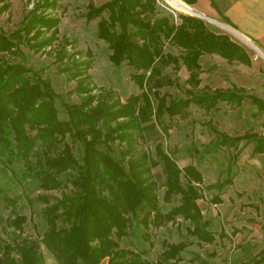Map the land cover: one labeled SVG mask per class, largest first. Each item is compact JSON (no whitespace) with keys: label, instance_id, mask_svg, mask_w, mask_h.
Masks as SVG:
<instances>
[{"label":"trees","instance_id":"trees-1","mask_svg":"<svg viewBox=\"0 0 264 264\" xmlns=\"http://www.w3.org/2000/svg\"><path fill=\"white\" fill-rule=\"evenodd\" d=\"M188 4L196 0H184ZM47 6L54 7L56 0ZM83 13L86 19L98 17L97 37L107 43L108 58L114 65L126 63L131 78L140 91L121 101L109 88L92 92L89 60H78L72 53L66 66L75 79L72 88L78 100L64 101L49 77L41 69L27 65L21 44L39 49L56 39L58 17L36 13V7L20 24L9 31L0 27V162L16 181L30 178L41 190L34 197L25 194L28 204L40 202L43 230L36 237L24 234L26 214L17 213L16 198L0 188L3 200L11 205L12 215L2 218L0 264H46L41 245L59 264H177L187 240L163 242L157 258L151 261L143 250L122 246L120 240L130 234L133 220L144 229L158 227L180 215L188 222L186 233L198 244L212 243L214 233L208 228L197 203L202 197L198 186L201 172L192 164L180 167L172 151L162 147V136L169 134L166 119L182 116L192 103L207 110L219 102L240 106L252 103L264 111V99L244 87L199 86L204 53H216L227 61L249 65L245 49L224 33L207 28L197 16L178 14L176 22L164 14L157 0H88ZM6 8L3 2L0 11ZM226 22L227 20L222 17ZM50 36L37 40L43 31ZM183 52L175 56L163 49V41ZM76 53V52H75ZM66 49L59 45L55 59L61 61ZM20 58L10 61L8 57ZM182 62L188 71L184 97H175L161 88L173 79L162 68ZM59 99L65 117L55 105ZM211 137L204 152L221 147L238 149L242 140L251 143L250 155L264 154V133L245 131L229 134L212 123L207 124ZM69 138V140H68ZM153 143L154 152L142 145ZM245 142V143H246ZM77 145L80 156L75 155ZM22 162L17 173L12 164ZM159 166L163 176V201L178 197L167 211L159 208L157 182L152 168ZM225 178L207 187H222ZM58 190L59 194L46 191ZM213 202L221 201L218 194ZM264 262V249L239 264Z\"/></svg>","mask_w":264,"mask_h":264},{"label":"rangeland","instance_id":"rangeland-1","mask_svg":"<svg viewBox=\"0 0 264 264\" xmlns=\"http://www.w3.org/2000/svg\"><path fill=\"white\" fill-rule=\"evenodd\" d=\"M49 1L0 0V4L3 2L6 4V8L0 11V27L6 31L18 26L34 7L37 8L38 14L44 13L47 16L58 17L56 39L52 43L34 50L21 44L25 55L24 62L34 69H41L42 75L49 77L53 89L61 94L64 101L78 100L77 95L72 92L75 79L70 76L69 69H66L72 53L78 60H89L86 71L90 74L92 92H98L100 87L109 88L121 101L132 93H138L140 89L131 78L132 68L124 62L119 65L110 62L107 43L97 37L98 17L86 19L84 16L88 0H56L54 7L46 5ZM92 1L99 4L105 0ZM215 1L205 0L207 5L209 3L214 5ZM157 4L164 14H170L176 22L179 21L178 14L201 18L208 29L228 35L249 54L251 58L249 65L237 61L229 62L216 53L202 54L199 58L201 64L199 86L207 85L211 88L241 86L247 92L264 99V49L262 47L251 39L252 42L249 40L247 42L237 32L230 30L221 14L200 12L195 2L186 4L202 17L193 12L175 8L168 0H157ZM51 31L52 29L43 31L37 40L50 36ZM163 43L165 52L175 56L182 54L183 51L178 46L167 40ZM59 45L66 49V54L61 61L55 59L54 55V50ZM19 58V56L8 57L10 61H16ZM162 72L169 75L173 83L164 85L161 91H166L175 97H184V88L188 86L185 82L188 71L184 64L179 62V66L174 67L173 63H169L162 68ZM55 105L59 116L64 118L65 113L59 99H56ZM166 120L170 128L169 134L162 136V147L165 151H172L180 167L190 163L201 172L202 182L198 186L202 190V197L197 199V203L204 218L209 221L208 228L214 233V241L198 244L194 236L186 233L185 228L188 222L177 215L161 226H150L147 229L149 235L147 239L143 237V227L134 219L130 234L123 237L120 244L143 250V256L154 261L162 250L164 241L187 240L189 243L180 251L182 259L177 264H239L251 259L264 249V154L250 155L251 143L245 140L239 143L238 149L221 147L204 152L203 145L211 137L207 126L209 122L219 130L232 135L242 134L245 131L264 133V111H258L247 100L238 107L219 102L216 108L210 110L191 103L184 115ZM142 146L148 148L151 153L154 152L151 141ZM74 150L78 158L80 150L77 145ZM11 166L18 173L22 162H16ZM5 170L0 162V188L3 187L9 196H15L17 213L27 215L24 234L36 237L43 230L40 202L28 204L24 195L29 194L34 197L42 191L35 188L29 177L18 182L11 178L8 170ZM152 172L157 182L159 208L165 212L178 203V197H173L167 202L163 201V176L157 175L160 167H153ZM225 178H230L231 181L224 183L220 188L207 187ZM46 192L59 194L58 190ZM215 194L221 198L220 202H213L212 196ZM9 215H12L11 205L7 204L0 194V216L4 219ZM0 236H4L1 222ZM41 249L46 264H51L54 258L43 245ZM105 261L106 259H103L100 264H105Z\"/></svg>","mask_w":264,"mask_h":264},{"label":"crops","instance_id":"crops-1","mask_svg":"<svg viewBox=\"0 0 264 264\" xmlns=\"http://www.w3.org/2000/svg\"><path fill=\"white\" fill-rule=\"evenodd\" d=\"M195 4L204 14H221L230 29L264 49V0H216L214 5L196 0ZM51 264L59 263L54 259Z\"/></svg>","mask_w":264,"mask_h":264},{"label":"bare ground","instance_id":"bare-ground-1","mask_svg":"<svg viewBox=\"0 0 264 264\" xmlns=\"http://www.w3.org/2000/svg\"><path fill=\"white\" fill-rule=\"evenodd\" d=\"M175 8L178 9H182V10H186L188 12H193V13H197L195 10H193V8H191V6H189L188 4H186L185 2H183L182 0H168ZM208 17V16H207ZM211 20V19H210ZM223 25V24H222ZM232 30V29H230ZM233 32H235L234 30H232ZM236 33V32H235ZM247 42L248 39L244 38ZM263 55V54H262ZM264 57V56H263Z\"/></svg>","mask_w":264,"mask_h":264},{"label":"water","instance_id":"water-1","mask_svg":"<svg viewBox=\"0 0 264 264\" xmlns=\"http://www.w3.org/2000/svg\"><path fill=\"white\" fill-rule=\"evenodd\" d=\"M194 14H196V15H198V16H200V17H202L200 14H197V13H194Z\"/></svg>","mask_w":264,"mask_h":264}]
</instances>
